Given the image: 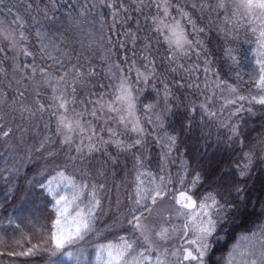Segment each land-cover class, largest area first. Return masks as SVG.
<instances>
[{
	"label": "trees",
	"instance_id": "1",
	"mask_svg": "<svg viewBox=\"0 0 264 264\" xmlns=\"http://www.w3.org/2000/svg\"><path fill=\"white\" fill-rule=\"evenodd\" d=\"M102 1L0 0L1 9L18 33L20 63L29 72L74 74L79 82L85 80L86 67L81 68L84 55L77 41L78 17L85 13L90 19L102 15L111 55L136 95L137 112L145 130L143 142L118 151L111 145L96 150L86 159L83 172L72 167L81 171L84 179L100 184L96 227L102 229L107 240L133 232L128 221L141 210L136 205L138 197L130 165L135 162L164 172V152L197 171L201 185L214 193L221 205L227 206L226 219L220 221L224 226L221 231H245L258 224L264 213V105L252 100L257 91L256 68L249 47L251 34L247 36L233 25V6L229 0H170L173 8L194 26L197 37L195 52L178 57L162 37L153 17L147 15L137 0ZM221 2L223 8L219 7ZM12 17L19 18V22ZM31 18L37 19V24L31 23ZM34 28L40 31L34 32ZM21 33L26 38H21ZM49 43L57 47L54 49L60 51V56L49 54H53ZM213 79L235 89V102L243 109L235 115L240 114L237 119L229 118L227 125L217 118L218 111L211 109L212 104L204 101L208 81ZM148 102L156 105L153 109L173 140L172 150L164 151L160 133L152 131L145 116L144 105ZM7 105L6 101H0V110L15 115L7 110ZM19 131L29 154L20 174L0 178V264H55L57 253L53 244L51 250L35 251L30 242H36V235L50 233L55 213L52 198L41 183L46 179L45 173L56 166L71 171L65 158L67 151L50 132L28 122L20 121ZM10 137L0 136V163L6 159V143L2 139ZM39 137L46 143L36 151ZM107 155H113L112 162L106 159ZM172 166L174 169L175 165ZM4 171L0 164V174H5ZM174 185L164 181V190H171ZM25 237L31 241L16 247ZM230 240L228 235L225 244ZM220 249L210 248L208 264H216L214 258Z\"/></svg>",
	"mask_w": 264,
	"mask_h": 264
},
{
	"label": "rangeland",
	"instance_id": "2",
	"mask_svg": "<svg viewBox=\"0 0 264 264\" xmlns=\"http://www.w3.org/2000/svg\"><path fill=\"white\" fill-rule=\"evenodd\" d=\"M137 1L147 15L153 17L168 45H170L168 38L172 36L171 29L175 28L177 24L183 29L187 40L191 43L184 44L182 49L170 45L177 57L179 54L184 56L190 55V52H195L197 37L194 26L186 21L182 12L173 8L170 0ZM99 2L104 1L99 0ZM229 2L233 6V25L241 28L247 36L251 34L249 47L252 51L253 67L256 68V87L260 76L259 65L256 62L264 59V41L259 35L261 29H264V15H261L259 9L249 13L246 8L241 6L240 0H229ZM97 5L99 3H96ZM57 6L59 7V5ZM60 12H64V10H60ZM166 12L167 14H165ZM66 13L68 16V11ZM85 14L80 16L77 14L80 22L77 41L82 47L80 52L84 55L81 68L83 65L86 67L85 80L79 82L78 77L74 74H56L48 70L40 73L29 72L20 63L21 52L16 27L9 19L8 14L0 7V49H2L0 51V101H6L7 110H11L15 114L9 116L5 111L0 110V136L4 137L3 133L7 132L8 137L15 138L2 139V142L6 143V159L3 158L0 164L6 172L0 174V178L20 174L27 164L26 158L29 154L27 144L22 138H19V126L22 120L55 136L60 145H64L66 148L65 158L68 165L71 166V171L56 166L52 172L45 173L46 179L41 183L52 198L51 205L55 213L50 233L36 235V242L31 241L29 237H25L24 241L20 239L16 247L19 248L20 246L21 248L26 240H30V245H33L31 249L35 251L46 249L48 251L51 250L50 247L53 244L54 249L61 253L64 260L58 264H107V251L101 246L117 245L120 243V238L124 237L129 242L139 241L138 244L134 245L136 250L127 256L130 260L135 259L139 253H143L144 256L148 257L143 261V264H196L194 261H184L183 255L185 248H192L195 253V246L188 244L187 241L195 238L190 229L194 222H200L201 216L199 214L203 210L199 207L195 209L183 208L177 201L182 192L191 196L197 205L200 203L211 204L212 200L219 203L221 201L205 185H201L197 171L193 172L194 170L189 165L184 164L181 160L173 159L166 152L163 153L162 163L165 166L164 172L168 175V179L161 170L154 171L141 167L135 162L130 165L133 174L131 180L136 194L138 186L145 191L158 187L165 191L164 181L175 184L171 190L163 192L155 204L150 199H145L142 202L149 209L144 211L142 217V223L146 225V228L140 231L132 230L133 232L128 235L117 236L118 239L116 240H107L103 237L102 229L96 227V211L100 209L101 203L100 184L95 185L82 177L81 171L83 172L85 169L86 159L94 151L105 150L110 145L117 147V151L122 150L120 148H133L143 142L145 130L137 112L136 95L129 80L121 73L111 55L110 46L105 36L102 15H96L90 19V15ZM13 19L17 21L15 18ZM30 22L37 24V19L31 18ZM33 30L34 32L40 31L39 28ZM5 36L8 38L5 39ZM49 45L53 51V54L52 52L49 54L54 57L60 56V51L57 52L54 49L57 47H53L50 43ZM81 47L79 46V48ZM64 53L62 51V55ZM122 84L131 93L132 114H129L127 101L117 100V96L121 94L118 90ZM255 89L257 99L264 95V89L257 87ZM206 92L205 103L212 104L211 109L215 110L214 112L218 111L217 116H219L217 118L222 119L224 123L243 110L235 102L237 94L223 81L209 80ZM61 104H64V107H61ZM148 106L149 102L144 105L146 108L145 116L152 131L160 133V144H162L164 151L165 148L172 150L174 147L173 140L166 134L161 118L153 109L156 105L153 104L152 108ZM239 115L235 116L236 119ZM122 117L123 119H121ZM62 118L65 119L66 123H71L73 128H75V122L79 121L86 131L81 132L79 129L69 131L68 128L60 124ZM134 127H139L143 131H134ZM89 136L91 139L88 138ZM45 143L39 137L35 145L36 151ZM93 145L94 147H92ZM52 149L54 148L52 147ZM78 149L82 150L78 151ZM112 156L107 155L106 159L112 162L110 159ZM118 157L117 155L116 158ZM173 164L175 165L174 169ZM72 167L81 168V171H75ZM209 196L212 199L205 200ZM60 197L65 199L57 205L56 200H59ZM1 198L2 195H0ZM93 205L96 206L93 207ZM90 208L92 209L91 217H89L90 230L84 233L82 238H77L72 243L66 244L64 248L57 249L56 241L53 239L56 232L54 222L60 216V212L64 213L62 223L66 220L67 224L71 226L73 218H76L78 213L86 214ZM11 219L14 220V218ZM11 219L7 222L9 223ZM186 224L189 226L188 228H185ZM161 229H168L165 234L167 239L162 240L157 235ZM251 229L237 234L224 253L214 258L216 264H264V213L259 226ZM141 232L148 236V243L143 241ZM185 232H188L189 235L185 236ZM45 236L50 238H43ZM223 239V231L217 228L216 233L210 239L211 247L215 240ZM209 251L203 259V264H208ZM28 252L29 250H26V253Z\"/></svg>",
	"mask_w": 264,
	"mask_h": 264
},
{
	"label": "snow or ice",
	"instance_id": "3",
	"mask_svg": "<svg viewBox=\"0 0 264 264\" xmlns=\"http://www.w3.org/2000/svg\"><path fill=\"white\" fill-rule=\"evenodd\" d=\"M240 4L242 7L246 8L249 13L253 12L256 9H259L261 11V15H264V0H240ZM224 6L225 5L223 2L219 4V7L221 8H223ZM165 14H167V12ZM17 22H19V18H17ZM22 26L23 25H21V27ZM171 31L172 36L168 38L170 40V45H175L176 48L182 49L184 44L191 43L187 40L184 31L182 28L179 27V24H177L175 28L171 29ZM253 31H255V29H253ZM259 35L261 40L264 41V29H261ZM7 38L8 37L5 36V39ZM21 38H26L23 36V33H21ZM0 51H2V49H0ZM256 63L259 65L260 71L259 82L256 84V87L264 89V59L257 60ZM118 91L121 94L117 96V100L127 101L130 110L129 114H132L131 109L133 108V105L131 103V93L129 89L125 87L124 84H122L121 88ZM233 91H235V89H233ZM240 99H245V97H240ZM252 100L255 103L264 105V95H261L259 99H257L256 97H252ZM232 103H234V101H232ZM60 106L64 107V104H61ZM148 107H151V105H149ZM93 115H95V113H93ZM121 119H123V117ZM60 124L68 128L69 131H74L76 129H79V131L81 132L86 131V129L81 125L79 121L75 122V128H73V125L71 123H66L65 119L63 118L60 120ZM133 130L138 132L143 131V129L139 127H134ZM3 135L7 136L8 133L5 132L3 133ZM88 138L91 139V136H89ZM137 143H139V141H137ZM92 147H94V145ZM81 150L82 149H78V151ZM243 174L244 172L242 171L241 175ZM136 195L137 197H139L136 200V205L137 208L141 210L140 215L132 216L128 223L133 226L134 231H140L146 228V225L142 223V217L144 211L149 210L146 205L142 204V202L145 199H150L151 202L155 204L157 199L163 195V192L162 189H160L159 187L156 189L145 191L144 189H140L138 186V191ZM64 199V197H60L59 200H56V204L59 205ZM209 199H212L211 196L205 198V200ZM177 202L180 203L181 206L186 209H195L196 207H199L201 210H203L199 214L201 216L200 222H194L190 229L191 233L194 234L195 238L187 241L188 244L195 246V253L193 252L192 248H185L183 255L184 261H194L196 262V264H203V259L211 247L210 239L216 233L220 221L226 219L225 212L227 206L221 205L215 200H212L211 204L200 203L199 205H197L196 202L192 200L191 196H187L183 192L180 194V199H178ZM95 206L96 205H93V207ZM135 211H137V209H133V212ZM91 213V208L86 214L78 213L77 217L73 218L71 226H69L66 220L62 223L64 213L62 211L60 212V216L54 222L56 232L53 235V239H55L56 241L57 249L64 248L66 244L72 243L73 240L77 238H82L83 234L90 230L91 226L89 223V217H91ZM188 227L189 226L186 224L185 228ZM66 229L67 231H65ZM167 231L168 229H161V231L158 232L157 235L162 240L167 239V236L165 235ZM184 235L187 236L189 235V233L185 232ZM141 237L145 243H148L149 238L148 236L143 235V232H141ZM138 243L139 241L133 240L132 242H129L126 238L121 237L120 243L117 245H102L101 247L105 248L107 251V264H143V261L145 259H148V257L144 256L143 253H139L135 259L130 260L127 258L130 253L136 250L134 248V245Z\"/></svg>",
	"mask_w": 264,
	"mask_h": 264
},
{
	"label": "bare ground",
	"instance_id": "4",
	"mask_svg": "<svg viewBox=\"0 0 264 264\" xmlns=\"http://www.w3.org/2000/svg\"><path fill=\"white\" fill-rule=\"evenodd\" d=\"M19 49H20V46H19ZM20 52H21V49H20ZM20 62V61H19ZM173 158V157H172ZM179 160H181V162H183L184 163V161L182 160V159H178V161ZM184 164H186V163H184ZM195 172V171H194ZM261 217H262V214H261ZM261 223V221L258 223V224H256V225H252L251 227H249L247 230H245V231H235V232H231L230 231V229H227L226 230V233H224V239L223 240H215L214 242H213V244H212V247H214V246H217V248H221L219 251H217V253H216V255H215V257H217V256H220L222 253H224V251L228 248V246L233 242V240H234V238H235V236L237 235V234H239V233H244V232H247V231H250V229L251 230H253L255 227H258L259 226V224ZM224 226H222L220 223H219V226H218V230H221L222 228H223ZM254 227V228H253ZM262 234H263V229H262ZM228 235H230V237H231V240L227 243V244H225V240H226V238H227V236ZM54 251H56V253H57V257H56V259L54 260V262H55V264H58V263H61L62 261H64L63 259H62V257H61V253L59 252V251H57V250H55L54 249ZM215 262V261H214ZM216 263V262H215Z\"/></svg>",
	"mask_w": 264,
	"mask_h": 264
}]
</instances>
